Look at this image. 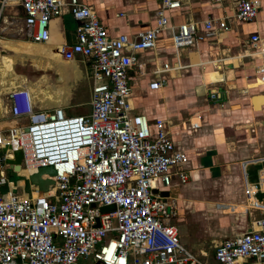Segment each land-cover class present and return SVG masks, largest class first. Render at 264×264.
<instances>
[{
  "label": "built area",
  "instance_id": "obj_1",
  "mask_svg": "<svg viewBox=\"0 0 264 264\" xmlns=\"http://www.w3.org/2000/svg\"><path fill=\"white\" fill-rule=\"evenodd\" d=\"M157 1L152 28L129 38L110 36L93 9L78 0H2L20 10L19 37L38 45L49 40V21L65 11L76 29L73 43L60 47L58 55L65 62L79 58L87 63L90 88L83 115L67 114L62 107L37 109L24 88L8 94L15 124L0 129V264H76L85 258L95 264H264V215L241 234L216 243L209 259L203 253L197 258L179 243L174 206L155 191L168 188L172 178L186 182L187 157L175 150L171 125L162 119L149 125L134 112L128 85L130 71L145 75L137 54L153 52L159 33L170 32L175 52L219 41L229 32L228 20L252 21L261 2L227 0L231 15L170 25L165 12L179 8L180 0ZM248 41L255 45L259 39L252 35ZM180 69L155 65L147 89L160 90L165 86L160 75ZM208 99L215 101V93ZM184 124L190 130L198 127L190 120ZM13 151L20 153L25 179L40 168L51 169L52 184L45 192L29 185L24 193V181L18 186L8 180L6 160ZM261 178L263 169L256 183L244 181L243 192L246 209L264 214V205L255 199L264 193ZM102 207L111 210L102 212Z\"/></svg>",
  "mask_w": 264,
  "mask_h": 264
},
{
  "label": "crops",
  "instance_id": "obj_2",
  "mask_svg": "<svg viewBox=\"0 0 264 264\" xmlns=\"http://www.w3.org/2000/svg\"><path fill=\"white\" fill-rule=\"evenodd\" d=\"M78 1L93 9L110 36L125 34L129 38L152 28L158 6L157 0ZM260 2L261 9L252 21L237 23L228 20L229 32L219 41H206L175 52L170 32L159 33L153 52L137 54V59L145 64V75L140 76L136 70L128 73L130 91L136 89L138 93V97H130L134 112L145 116L150 121L149 125L155 119H162L171 125L169 136L175 150L187 157L183 166L187 172L186 182L180 184L172 178L168 188H158L155 193L170 198L176 217L184 213H209L213 208L216 213H236L234 220L231 219L225 231L219 234L222 240L241 234L254 219L264 215L246 209L243 192L244 181L256 183L258 171L264 170V161L249 162L264 157V72H259L260 68L264 69V0ZM231 10V2L227 0L219 3L213 0H180L179 8L166 11V19L170 25L200 22L231 15ZM120 13L123 17L117 16ZM48 29L53 41L39 45L47 44L59 51L60 47L73 43L76 23L65 11L62 16L49 21ZM252 35H257L259 39L255 45L248 41ZM21 40L16 42L27 41ZM5 41L1 39L0 43ZM0 50L3 53L2 48ZM0 58V92L6 91L0 94L1 104L3 95L13 89L24 88L23 84L27 81L20 75L9 76L8 68L2 64L1 54ZM62 62L72 69L70 81L67 80L68 88L80 84L86 88L89 99L87 63L79 58ZM161 62L181 69L162 73L160 79L165 81V86L158 91H149L147 85L152 79L149 73ZM52 71L56 79L62 75ZM41 82L39 80L25 89L40 88ZM61 91L58 100L51 99L50 94L41 100L30 97L37 109L39 104L36 100L44 105L53 101L63 105L67 92L64 89ZM210 93H215V101L208 99ZM152 97L163 104H158ZM142 99L145 101L143 107ZM175 99H180L179 104L184 101L186 105H200V108L193 111L192 108L182 107V112H176L172 109ZM203 102L206 104L202 105ZM144 109H147L146 114H143ZM187 120L197 122L198 127L190 130L184 124ZM250 167L256 168L253 182L248 181L247 169ZM229 194L230 198H227ZM260 195L264 193H256L255 199Z\"/></svg>",
  "mask_w": 264,
  "mask_h": 264
},
{
  "label": "rangeland",
  "instance_id": "obj_3",
  "mask_svg": "<svg viewBox=\"0 0 264 264\" xmlns=\"http://www.w3.org/2000/svg\"><path fill=\"white\" fill-rule=\"evenodd\" d=\"M2 0H0V38L5 39L6 41H23L19 37L18 34V27L20 23V17L21 13L18 7L13 5H6L1 3ZM13 11L14 14H11ZM168 13L165 12V18H167ZM71 23V21H70ZM24 43H31L24 41ZM1 59V58H0ZM1 62V60H0ZM14 73L23 76L27 82L23 84V87L26 86H32L30 83H36L37 81L41 80V89H46V91L53 90L54 88H61L64 89V92H67L66 95V102H64L63 105L59 106L64 108L65 112L68 114H83L88 111L87 106V99L88 94L86 92V88L80 86V84H76L73 86L68 85V83L64 84L65 86H62V83L58 82V79H56V76L54 72L51 69H43V70H36L32 68L29 64V62H25L23 65L21 64H15L14 65ZM62 80H64L63 76H60ZM60 80V79H59ZM61 80V81H62ZM36 81V82H35ZM48 86V87H47ZM63 87V88H62ZM25 89V88H24ZM13 91V90H11ZM7 92L5 95L2 96V109L3 114L0 118V129H5L8 126H12L15 124V121L9 117L8 114V108H9V98L8 94L11 92ZM6 91H2L1 93H4ZM62 92V91H61ZM132 98L138 97V93L136 89H132L131 92ZM154 98L158 104L162 105L163 102L158 101L155 97ZM154 99H152L154 101ZM160 100V99H159ZM180 99H175L172 102H175L176 104L173 105V110L176 112H182V107L184 108H192L193 111L198 110L200 108V105L194 106L192 105H186L183 101V104H179ZM209 101V100H208ZM36 102L39 104V109H49L51 107H46V104H41L39 101L36 100ZM142 107L145 104V101L143 99L141 100ZM206 103L203 102L202 105H205ZM215 104V103H213ZM212 104V105H213ZM148 105V104H147ZM58 107V106H57ZM142 109V108H141ZM147 109L143 110V114H146ZM80 111V112H78ZM148 116V115H146ZM148 123L150 121L148 120ZM2 155V153H0ZM255 167H250L247 169L248 174V181L253 182ZM11 182H13V178H8ZM232 196V195H231ZM227 198H230V194L227 195ZM262 198V199H261ZM257 200L261 201V203H264V195L263 196H257ZM246 205V204H245ZM214 211V208L211 209V212L209 213H187L182 214L179 216H175L172 219L173 225L176 227V230L178 232V240L183 247L189 251L191 254L199 258L202 253L206 255L207 259L211 257L213 247L214 245L221 241L222 238L219 234L221 232L223 233L229 225L230 220H234V217L236 213H216ZM207 214V215H206ZM203 261L202 259H199ZM76 264H95L90 260V258L85 259H78Z\"/></svg>",
  "mask_w": 264,
  "mask_h": 264
},
{
  "label": "bare ground",
  "instance_id": "obj_4",
  "mask_svg": "<svg viewBox=\"0 0 264 264\" xmlns=\"http://www.w3.org/2000/svg\"><path fill=\"white\" fill-rule=\"evenodd\" d=\"M9 1V4H11V0ZM1 40V39H0ZM53 41L52 36L49 37L48 43L50 41ZM38 45V44H32V43H24V42H10L5 41L0 43V48H2L3 53H0L3 60V65H5L8 68L9 76H15L18 75L14 73V65L15 64H21L23 65L25 62H29L30 66L36 70H43V69H52L56 71V73H60L63 76H65L63 81H58L59 83H62V86H65L64 84L69 80L71 75V67L67 65V63H64L60 60L58 51L56 48L50 46V45ZM1 51V50H0ZM56 65V66H55ZM2 69L0 68V71ZM61 75V76H62ZM59 79V77H58ZM26 81V79H25ZM70 81V80H69ZM36 82V81H35ZM34 84V83H30ZM67 84V83H66ZM48 87V86H47ZM26 88V87H24ZM63 88V87H62ZM61 88H54L53 90L46 91V89L40 88H31L27 89V92L29 96L35 99H46L48 94L51 99L58 100L60 97ZM43 97V98H42ZM58 101L49 102L46 104V107H57ZM62 104V103H61ZM59 106L60 103H59ZM2 105L0 104V118L3 114ZM13 149H16L14 146ZM18 175L22 178H25L27 176V173L20 169L18 172ZM23 181V180H22ZM261 190H264V179L261 178ZM18 186L22 185L21 180H18L17 183ZM249 204H251L250 201L254 202V198L250 197L248 199Z\"/></svg>",
  "mask_w": 264,
  "mask_h": 264
},
{
  "label": "water",
  "instance_id": "obj_5",
  "mask_svg": "<svg viewBox=\"0 0 264 264\" xmlns=\"http://www.w3.org/2000/svg\"><path fill=\"white\" fill-rule=\"evenodd\" d=\"M49 37H50V33H49ZM256 107H257V104H256ZM7 149L8 147L5 146L4 148H2L1 151L4 152ZM19 162H20V153L18 151H13L11 154V159L6 160V164L8 165V169L6 170L7 177L13 178V182H16L18 180H23L24 181V187H23L24 193H28L29 185L35 186L40 192H45L47 186L52 184V181H50L49 179L53 175L51 169L49 167L40 168L37 170L35 174H32L28 176L27 179H25V178L15 175V173H18L20 171ZM110 210H111V207L101 208L102 212H108Z\"/></svg>",
  "mask_w": 264,
  "mask_h": 264
},
{
  "label": "trees",
  "instance_id": "obj_6",
  "mask_svg": "<svg viewBox=\"0 0 264 264\" xmlns=\"http://www.w3.org/2000/svg\"><path fill=\"white\" fill-rule=\"evenodd\" d=\"M68 114V113H67Z\"/></svg>",
  "mask_w": 264,
  "mask_h": 264
}]
</instances>
